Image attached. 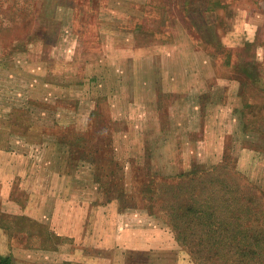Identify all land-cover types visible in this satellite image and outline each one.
I'll return each mask as SVG.
<instances>
[{
    "label": "rangeland",
    "instance_id": "1",
    "mask_svg": "<svg viewBox=\"0 0 264 264\" xmlns=\"http://www.w3.org/2000/svg\"><path fill=\"white\" fill-rule=\"evenodd\" d=\"M0 264H264V0H0Z\"/></svg>",
    "mask_w": 264,
    "mask_h": 264
},
{
    "label": "trees",
    "instance_id": "2",
    "mask_svg": "<svg viewBox=\"0 0 264 264\" xmlns=\"http://www.w3.org/2000/svg\"><path fill=\"white\" fill-rule=\"evenodd\" d=\"M231 224H233V223H229V224H227L223 229H235V230H239V228H237V227H233ZM231 225V226H230ZM252 235V234H251ZM250 236V235H249ZM251 237V236H250ZM223 238V237H222ZM252 238H254V239H256L257 237H254L253 235H252ZM235 239L236 238H234L232 241H228V246H230L229 248H232V247H238V248H241V246H243V244L240 242V241H237L236 243H235ZM222 240L220 239V242H221ZM248 241V240H247ZM216 242H218V240L216 241ZM231 242H232V245H231ZM242 244V245H241ZM250 244V243H249ZM246 247L250 250V249H252V247H250L249 245H247L246 244ZM232 251H235V250H232Z\"/></svg>",
    "mask_w": 264,
    "mask_h": 264
}]
</instances>
